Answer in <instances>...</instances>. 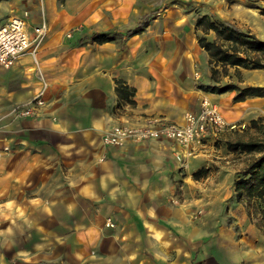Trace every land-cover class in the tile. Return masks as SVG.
Returning <instances> with one entry per match:
<instances>
[{
	"label": "crops",
	"instance_id": "1",
	"mask_svg": "<svg viewBox=\"0 0 264 264\" xmlns=\"http://www.w3.org/2000/svg\"><path fill=\"white\" fill-rule=\"evenodd\" d=\"M187 1H195L193 5L200 1L199 7H187ZM253 8L238 0H0V27L25 13L30 37L34 27L47 25L37 65L26 53L11 67H0V111L33 98L39 87L37 70L49 83L40 114L16 119L14 132L5 140L11 150L0 160L7 161L12 189L33 194L9 198L11 216L50 218L63 227L70 218H81L74 227L75 237L87 238L86 252L91 247L95 253L96 239L104 238L111 242L112 253L125 252L124 264H198L192 261L193 236L195 240L212 236L204 223L190 222L193 206L204 209L198 218H237L229 209L239 202L230 201L228 212L222 211L232 195L233 152L215 149L211 139L183 165L177 158L182 150L167 139L113 147L103 146L101 137L112 126L139 125L148 118L181 122L202 99L219 103L225 114L234 117L264 113V107L246 104L264 103V96L233 101L231 93L202 91L193 76L198 72L200 81L209 83V57L197 42L196 19L208 15L233 21ZM151 13L143 31L125 35ZM104 31H114L117 39L87 40ZM115 80L134 89L133 105L118 106ZM209 167L205 179H192V173ZM35 175L38 180H32ZM193 188L201 196L193 199ZM19 206L25 207L22 215L17 214ZM208 207L220 210L208 214ZM107 219L114 228L105 227ZM229 234L222 228L213 235V256L204 264H242L248 255L264 261V245L258 238H253L249 250L227 242ZM51 236L45 240L52 246L46 261L73 264L58 249L66 245L67 236L59 231ZM17 238L15 224L0 225V264H47L36 263L30 246L20 247ZM117 240L120 248L115 247Z\"/></svg>",
	"mask_w": 264,
	"mask_h": 264
},
{
	"label": "rangeland",
	"instance_id": "2",
	"mask_svg": "<svg viewBox=\"0 0 264 264\" xmlns=\"http://www.w3.org/2000/svg\"><path fill=\"white\" fill-rule=\"evenodd\" d=\"M238 1H240L241 3L247 6H252L254 8L250 10H246L245 12H247L248 14H240L239 19H234L233 21L228 20V22L235 24L243 31H247L251 34H254L259 39L264 40V0H246V1L238 0ZM199 2L200 1H196V4L193 5L195 1H187V7H191L193 5L194 8L195 7L198 8L199 6L197 5H199ZM150 15H153V13L149 15H144L146 17H142V21L145 19H148ZM21 17L26 20V18L28 17V14L25 13ZM208 17L211 18V16H208ZM213 20H216V22L221 21L219 19H213ZM82 26L83 24H81L79 28H81ZM110 35L113 36V40L117 39V35L114 31H112ZM202 35L204 34L200 30H198L197 37L202 36ZM205 37L207 40H213L216 38L213 31H209L207 34H205ZM89 39L90 37L88 36L87 40ZM0 67L5 68V69L9 68V67H3L1 65ZM210 68L211 66L209 64V69ZM217 68L218 70H220V72L216 74V77H215L216 80L212 79L211 70H210L209 83L201 82L200 74L198 72H195L193 76L198 84L200 83L203 85L223 86V85L233 84V85L238 86V88H244L247 86H255V87L264 88V69H245L242 67H227L225 69L226 72L223 73L221 71V67H217ZM37 72L42 73L40 70H37ZM48 86H49V83H48ZM226 92L233 94L232 99L234 101V96L236 95L237 90L226 91ZM226 92H223V93H226ZM246 98L247 97H245L243 100H245ZM209 101L211 103H214L218 107L221 115L223 116L225 121L228 123V126L220 132L208 134V136L202 140L200 146L195 148L193 156L184 157L183 156L184 151L179 147L183 153L181 154L180 157H177V158L183 165H186V163L188 164L189 159H192L195 156L199 155L201 151L204 149V145L206 144V142L211 139H214L215 149L223 148V150H229L228 143H234L238 140L264 141V113L257 114V115L254 114L252 118H249V115L241 117L243 114H241V111H240L241 116L239 115V117H234L231 115V112H228L229 114H225V110H223V108L221 107L219 103L213 102L211 100ZM249 102L246 103L247 106L249 105V106H255V107H264V103H260V101H249ZM200 105L197 109L189 110V111L199 110ZM17 106L19 105L14 106L12 109H9L8 111H0V152L3 153L2 155H0V158L1 156L6 157L9 151L11 150L10 143L5 140L15 130V127L12 126L13 122L16 119H20V118L38 116L42 109L41 107L40 109L36 111L35 114L24 116V115H21L17 111L15 112V109L17 108ZM244 111L245 110H243V112ZM226 115L228 117H225ZM171 122H175V121H171ZM115 126H128V125H115ZM133 126H138V125H133ZM157 139H165V138H157ZM146 140H150V139H146ZM146 140L136 141V142L128 140L125 143L127 142L139 143V142H143ZM169 141H172V140H169ZM123 145L115 146V147H122ZM231 152H233V155L229 157V166L231 165L232 167L231 171L234 172V179L232 180V185H231L232 195L229 199H227L223 203L224 205L222 206V211H226V213L228 212L229 202L235 201V194L233 191L234 181L239 176V172L254 157L257 156L256 153L247 154L239 150H235ZM6 162L3 163L0 160V167L1 166L4 167L2 170H0V222H1L0 225H4L6 227L9 224L10 225L15 224L16 231H18L17 240L19 241V246L25 247V248L30 246L29 249H31L32 257L34 258L36 263L38 262H41V263L47 262V264L50 263L49 261H46V259L49 257V256H46V251H49L52 248V246H48L50 243L47 244L45 240L47 239H49V241L51 240V237L54 236V235L51 236L52 231L53 232L59 231L61 235L67 236L66 237L67 239L65 240V242L67 241L66 245L63 246L62 250H61V247H59L58 249L61 254L63 253L65 254V261L68 263L72 262L73 264H124L126 262L127 259H126L125 252H120L117 249L115 250L114 253H112L111 252L112 249H109L111 242L108 243L107 240L104 238L96 239L95 253H92V250L90 247L89 249L90 253L88 254L86 252V250L88 249L87 238L82 239L79 237H75L76 233H75L74 227L78 223H80L79 221L81 220V218H70V221L67 222L65 227H63V224L57 225L50 218L49 219L35 218V217L34 218H13V216H11L10 208L6 205L7 200L13 196L22 198L24 197V194L27 195L28 197H32L33 194L31 193V191L21 190L19 192H15L12 189L14 178L10 176V174H8ZM210 169H211L210 167L208 169H205V168L199 169L196 173L195 172L192 173V179H195V178L205 179L206 175L209 174ZM32 180H38V176L37 175L33 176ZM204 181L209 182V180H204ZM189 183H191V179L189 180ZM194 188L192 191L193 199L197 196H201L198 193V191L196 192L194 191ZM239 203L240 205H238V207L236 208L232 207L229 209V213L232 215H237V218H198L205 213L204 209L203 208L201 209L200 207H196V205L193 206L192 218H189L190 222H192L193 226H199L202 223H204L203 226L207 229V234L209 235V237L212 236L209 239L207 238L205 240L204 239L195 240L194 239L195 236H193V241L191 243V251L193 253V256H192L193 262L198 263V264H204L205 262L209 261V258L213 256L212 250L214 249V246L211 243L214 241L215 236L213 235H215V233H217L222 228H225L230 233L229 235H227V238H230V239H227V242H230V243L237 242L236 244L239 248L247 246V249L250 250V248L254 245V239H253L254 237L258 238L259 244L263 243L264 245V233L254 225V222L258 221V218H259L258 214L254 212L252 218L248 217L246 206L249 203H246L245 201L239 202ZM249 206H250L251 211L254 210L251 204H249ZM24 208L22 206L16 207L17 214L22 215ZM29 209L30 208H28V210ZM219 210L220 208H214V207L209 208L208 207V214H212L213 212L216 213ZM104 225L108 229L115 227V224L111 219H107ZM253 232H256L258 236H255L254 235L255 233L253 234ZM231 236L233 237V239H231ZM238 236L241 238L240 241H238ZM244 236H249L252 238L251 239L244 238ZM64 238L65 237H62L61 239L63 240ZM65 242L62 244L64 245ZM119 242L120 240H117L114 242V244L116 245L115 246L116 248L117 247L120 248L121 242L120 243ZM75 250L77 251L76 254H75ZM145 250L149 251L147 247H145ZM195 252L196 254L194 256ZM163 260L164 261H162V263L166 262L165 257H163ZM263 262L264 261L256 259L253 256L250 257L249 255L247 256V258L241 259L242 264H252V263L253 264L254 263L264 264Z\"/></svg>",
	"mask_w": 264,
	"mask_h": 264
},
{
	"label": "trees",
	"instance_id": "3",
	"mask_svg": "<svg viewBox=\"0 0 264 264\" xmlns=\"http://www.w3.org/2000/svg\"><path fill=\"white\" fill-rule=\"evenodd\" d=\"M149 19L141 20L137 26L126 31V36L143 31L149 24ZM195 27L204 35L197 37V42L208 54V62L211 66V77L216 80V74L221 71L226 72L227 67H242L245 69H264V40L259 39L254 34L241 30L235 24L226 20L216 22L212 18L204 15L197 19ZM213 31L215 39L207 40L205 34ZM112 31L94 32L90 37V42L104 43L113 40L110 35ZM115 92L118 98V106L133 105L134 89L122 80H115ZM198 88L204 92L223 93L237 90L234 101H241L245 97H263L264 88L247 86L238 88L233 84L217 86L198 84ZM231 151L252 154L254 157L240 172L233 184V191L236 202L249 203L254 210H250L247 204V216L252 218L253 213L258 214V221L254 225L264 233V141H242L228 143Z\"/></svg>",
	"mask_w": 264,
	"mask_h": 264
},
{
	"label": "built area",
	"instance_id": "4",
	"mask_svg": "<svg viewBox=\"0 0 264 264\" xmlns=\"http://www.w3.org/2000/svg\"><path fill=\"white\" fill-rule=\"evenodd\" d=\"M246 1V0H242ZM47 34L46 23L33 28L32 37L26 30V21L14 17L0 27V65L10 67L23 54L30 53L37 65V50ZM39 87L33 98L26 104L17 106L15 112L21 115L35 114L45 105L44 94L48 83L42 73L37 72ZM228 126L218 107L203 99L199 110L186 111L182 122H171L160 118H148L138 126H114L102 134L104 146H121L126 141L165 138L174 141L183 151L184 157L194 155L196 147L210 133L224 130Z\"/></svg>",
	"mask_w": 264,
	"mask_h": 264
}]
</instances>
